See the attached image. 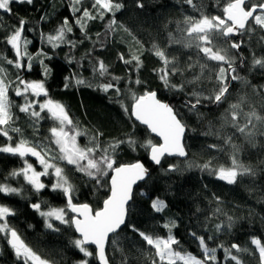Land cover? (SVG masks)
<instances>
[{
	"label": "snow or ice",
	"instance_id": "1",
	"mask_svg": "<svg viewBox=\"0 0 264 264\" xmlns=\"http://www.w3.org/2000/svg\"><path fill=\"white\" fill-rule=\"evenodd\" d=\"M34 2L35 0H0V13L11 15L13 3L31 6ZM178 2L199 13L198 18L186 15L183 27L177 24V31L182 33L179 39L171 32L168 34L170 45L182 44L184 48L196 50V60L186 67H182L175 56H170L156 43L145 48L133 31L118 19V14H123L128 8L126 0H67L71 21L65 16L53 33L40 32L42 42L53 50L67 46L70 51L85 40H91L89 25L92 22L99 21L105 25L104 33L96 34L100 49L110 41L115 42V34L120 30L127 33L132 42L129 52L127 55L123 52L118 54L119 61L126 66V77L111 73L110 65L94 55L97 41H93L92 49L81 60H87L95 81L74 73L65 77L64 88H91L105 94L114 92L115 99L110 97V100L118 103L129 119L134 121L133 129L135 130L138 122L149 134L158 137L159 143L153 142L151 138L141 142L134 131L126 133L122 138L105 142L102 140L104 133L99 129L91 132L81 127L66 105L51 98L45 86L52 73L45 61L52 57L43 49L35 56L29 51L28 46L32 40L28 38L26 31L33 29L26 30L28 20L21 17L17 25H5L3 15H0V31L5 33L0 38V43L12 53L9 57L0 52V137L7 141L0 145V153L18 156L23 161V167L14 169L9 175L11 178L22 177L36 194L48 188L63 193L67 201L66 208L48 206L44 210V201L31 203L30 207L44 219V226L50 231H61L60 225L74 228L79 238L73 239L71 243L85 258L78 260L76 264H89L93 257L97 264H115L114 257L107 251L110 246L121 251L120 264H131V260L123 255V250L118 245L120 233L125 228L137 234L154 250L149 253L151 264H264V238L252 236L250 246L235 242L209 245L221 233H231L235 224L233 216L228 215L221 207L220 197L213 196L215 207L211 215L206 217L208 221L212 217L224 218L211 228L205 226V231L212 234L205 236L195 230L189 233L198 242L202 258L183 249L181 242L173 235L172 230L177 226L174 220L163 224L167 230L166 237L141 230L129 222L134 186L151 178L150 169L141 161L119 163L118 152L124 145L132 151H136L139 146L148 151L152 164L160 166L166 174L182 171L176 163H169L166 169L162 166L167 157L189 156L185 143L189 125L184 120L182 109L203 119L205 113L201 109L210 105L222 108L219 127L210 121L209 130L204 135L216 136L223 141V145L231 149L230 166L214 165L212 160L203 164L186 160L187 169L198 168L227 185H236L245 177L255 181L258 175L264 173V160L252 164L245 163L240 158L244 144L252 148H264V143L258 140L264 138V84H253L247 76L241 74V69L248 65V59L242 51L247 47L252 57L249 72L259 69L260 74L264 75V53L257 55L252 43L255 40L256 46L264 47V0H226L222 6V14H206L204 6L197 4L195 0ZM134 6L143 10L144 0H134ZM47 20V13L41 15V23ZM74 29H79L80 38H70ZM146 51L161 62V67L154 68L153 72L162 86L169 92L183 94L179 108L158 98V92L146 87V82L140 79L138 73L144 66L142 57ZM37 59L44 79H24L20 73L30 72L33 61ZM67 59L72 63L74 57L69 56ZM76 63L79 68L85 67L80 61ZM196 67L199 68L198 73L193 72L191 78L185 75ZM10 69H15V72ZM133 72L137 73L135 79ZM109 77L108 82H103ZM174 77H179V81L174 82ZM122 80L126 84L124 88L120 86ZM234 82L241 85V88L233 91ZM206 83L211 87H206ZM134 86H143V91L138 94ZM189 86H192L191 90L187 91ZM10 93L22 102L14 101ZM41 97L45 99L42 100ZM232 97L234 99H230ZM125 98L131 99L130 106L125 103ZM14 109L23 113L31 122L30 127L33 128L36 139L24 137L22 128L16 126L19 116ZM44 121H51L47 134L40 132ZM229 129L230 131H226ZM13 133L19 136L15 143ZM80 137H85L87 142L81 144ZM208 148L217 152L225 151L221 144H209ZM26 157H34L42 170L37 171ZM67 166H72L75 172L87 178L86 184L91 185L93 194L101 191L106 193L99 207L87 202H74L78 189L66 172ZM48 176L54 177L51 185L41 179ZM23 192L22 186L13 187L6 182L0 183V194L5 196H22ZM140 195L146 196L147 193L141 191ZM149 199L151 208L156 213L167 208L166 202L159 197ZM69 212L73 214L70 217ZM15 215L13 208L0 204V237L13 250L19 264H55L52 260L42 258L11 225L9 218ZM88 246H94V251L89 250ZM218 249L223 250V261L218 260ZM245 256L251 257V260L245 259Z\"/></svg>",
	"mask_w": 264,
	"mask_h": 264
},
{
	"label": "trees",
	"instance_id": "2",
	"mask_svg": "<svg viewBox=\"0 0 264 264\" xmlns=\"http://www.w3.org/2000/svg\"><path fill=\"white\" fill-rule=\"evenodd\" d=\"M128 8L123 14H118V19L130 28L133 33L144 43L145 48H150L152 43L158 44L164 48L170 56H175L178 63L182 67H186L188 63L196 60V50L184 48L182 44H169V32L179 39L182 33L177 31V24L183 27V20L186 15L199 17L198 12H194L188 5L181 4L178 0H144L145 8L143 10L136 9L134 0H126ZM197 4L204 6L206 14H222V6L226 0H195ZM12 14H2L3 23L5 25H17L21 17L28 20L26 25V35L32 40L28 46L29 51L35 54L43 49L52 57L45 63L52 69L51 75L47 78L46 88L52 99L64 104L70 110L71 115L80 122L81 127L95 132L99 129L104 133L102 140L107 142L113 138H122L126 133L133 132L139 141L151 138L153 142L158 141L149 135L146 128L136 124L133 129L134 121L129 119L118 103L113 102L115 93H103L99 90L91 88H64L65 77H70L74 73L81 74L84 78L95 81L87 60H81L85 53L92 49L93 41H97V50L95 56L104 60L110 65V72L121 77H126V66L118 59V54L123 52L126 55L132 44L131 37L123 30L115 34L114 41L108 42L103 49L99 48L97 33H104L105 25L103 22H92L89 25V35L91 40H85L75 50L62 46L53 50L51 46L43 43L41 40V30L45 33H53L54 30L62 23L63 18L68 16L71 21V14L67 6V0H35L34 4L13 3ZM47 13V22H40L41 15ZM5 35L0 31V38ZM70 38H80L79 29H74V34ZM102 39V37L100 38ZM246 39V38H245ZM253 46L257 55L264 53V47L256 46L253 40ZM243 54L248 59V65L241 69V74L247 76L253 84H264V75L261 70L255 69L249 72L251 67V53L247 47L242 49ZM0 52L11 57L12 53L5 45L0 43ZM74 57L73 62L69 63L67 57ZM192 57V60H189ZM144 66L138 73L140 79L146 82V87L156 90L158 98L166 101L177 108L181 106L183 94H176L167 91L153 72L154 68L161 67V62L150 52H145L142 57ZM76 61H80L85 65L79 68ZM15 72V69H10ZM193 72L198 73L199 68L196 67L192 71H188L185 75L189 78ZM42 70L38 63V59L33 61V68L30 72H21V76L27 80H42ZM137 73L133 72L135 79ZM109 78H105L103 82H108ZM174 82L179 81V77L173 78ZM122 88L126 87L125 81H121ZM135 87L137 93L143 91V86ZM192 86L186 90L190 91ZM206 87L211 85L206 83ZM241 88L238 83H233V91ZM12 99L17 103L22 102L20 98H16L14 94ZM110 97L113 100H110ZM41 99H45L41 97ZM234 99V97L230 98ZM125 103L131 105V99L125 98ZM19 119L16 126L21 127L24 137L34 140L33 128L30 127V121L23 113H18ZM205 113L203 119H198L195 114L188 113L182 109L184 120L189 125V129L185 133L186 150L189 153L184 160L178 158H166L162 162L164 169L169 163H176L182 169L180 172L165 173L161 167H152L149 163L148 151L144 148L137 147L136 151H132L127 145L122 146L118 152L119 163L143 162L150 169V179L139 184L134 189V199L131 202L129 213V222L135 224L141 230L155 233L160 236H167V230L163 224L169 220L176 222V227L172 230L173 235L181 242L183 249L190 251L192 254L202 258L203 253L198 247V242L189 233L195 230L198 234L205 236L212 234L205 231V226L211 228L215 223L220 222L223 217H212L211 221L206 220L211 215L212 209L215 207L213 196L220 197L221 207L228 214L233 216L235 220L234 227L229 234L221 233L220 236L209 242L210 246L218 243L229 244L232 242L239 243L242 246H250V238L258 236L264 238V173L258 175L255 181L248 177L243 178L242 182L236 185H227L223 181L215 179L207 172H201L198 168L187 169L186 160L194 161L196 164H203L208 160H212L214 165L223 164L230 166L231 149L227 145H223L221 139H217L214 135L206 136L205 132L209 130V122L211 121L217 128L219 127V115L223 111L222 108L209 106L201 109ZM51 121H44L41 124V134H47ZM226 131H230L226 130ZM15 143L19 136L12 134ZM80 143L87 142L85 137L79 138ZM264 143V138H258ZM242 143V141H237ZM7 143L5 138L0 137V145ZM209 144H221L224 152H217L209 149ZM37 169L41 171V167L33 157H26ZM245 163L257 164L260 160H264V148H252L250 145L244 144V151L240 157ZM23 167V161L18 156L10 154H0V183H8L13 187H23L22 196H5L0 194V204L13 208L16 212L14 217H10L11 225L14 226L21 234L25 241L32 247L42 258L52 260L55 264H76L78 260L85 259L81 253L72 245L73 239L79 238L74 228L60 225L61 231L53 232L45 228L44 219L30 207L31 203L44 201L42 208L47 210L51 207H65L66 198L62 192L51 191L50 188L45 189L39 194L32 191L29 185H26L22 177L11 178L10 173L14 169ZM71 181L76 185L78 191L75 193V203H90L94 207H99L102 199L106 195L105 192H97L93 194L90 184H86L87 178L83 174L75 172L72 166L66 167ZM43 182L48 185L54 183V177H42ZM146 192V196L140 195V192ZM149 197H159L167 204V208L156 213L151 208ZM69 217L72 214H69ZM58 223V222H56ZM31 225V227H29ZM119 248L123 250V255L131 260V264H151L149 253L151 250L140 237L125 228L121 233L118 241ZM89 250L93 251L89 248ZM110 256L115 259V264H120L121 251L117 248L109 247L107 249ZM217 257L219 261H223V250L218 249ZM245 259L251 260V257L245 256ZM0 264H19L13 250L8 246L7 242L0 237ZM89 264H97L95 258L89 260Z\"/></svg>",
	"mask_w": 264,
	"mask_h": 264
},
{
	"label": "water",
	"instance_id": "3",
	"mask_svg": "<svg viewBox=\"0 0 264 264\" xmlns=\"http://www.w3.org/2000/svg\"><path fill=\"white\" fill-rule=\"evenodd\" d=\"M136 124H138V122H136ZM139 125V124H138ZM144 127V126H143ZM149 135H151V134H149ZM157 141H158V143L160 142L159 141V138L158 137H155L154 135H152ZM167 158H178V159H181V160H184V158H179V157H167ZM149 163H150V165L153 167H158V166H156V165H154V164H152V162L149 160ZM143 182H139L136 186H138L139 184H142ZM136 186H134V188L136 187ZM135 190V189H134ZM133 190V191H134ZM132 202V201H131ZM130 202V203H131ZM67 203V202H66ZM69 214H72V213H70L69 212ZM73 215V214H72ZM75 231V230H74ZM76 233V232H75ZM76 235L79 237V235H78V233H76ZM9 246V245H8ZM10 247V246H9ZM90 249H92L93 251H94V246H88ZM96 263H97V261H96Z\"/></svg>",
	"mask_w": 264,
	"mask_h": 264
},
{
	"label": "rangeland",
	"instance_id": "4",
	"mask_svg": "<svg viewBox=\"0 0 264 264\" xmlns=\"http://www.w3.org/2000/svg\"><path fill=\"white\" fill-rule=\"evenodd\" d=\"M1 154V153H0ZM34 158V157H33ZM27 159V158H26ZM31 163V162H30ZM39 165V164H38ZM40 166V165H39ZM35 167V166H34Z\"/></svg>",
	"mask_w": 264,
	"mask_h": 264
}]
</instances>
